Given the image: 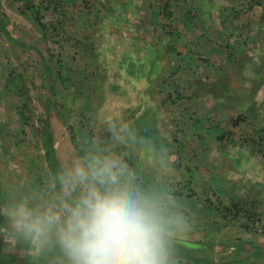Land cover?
Here are the masks:
<instances>
[{
  "label": "rangeland",
  "instance_id": "rangeland-1",
  "mask_svg": "<svg viewBox=\"0 0 264 264\" xmlns=\"http://www.w3.org/2000/svg\"><path fill=\"white\" fill-rule=\"evenodd\" d=\"M93 1L94 8L88 12L85 6L73 12L70 31L66 26L72 40L55 44L38 39L34 27L17 12L18 2L0 0V18L11 36L7 40L0 31V188L12 194L13 202L30 196L32 189L29 201L40 197L38 206L48 205L46 196L39 194L42 186L52 182L41 160V121L46 118L61 172L69 163L89 154H85L88 148L79 152L77 146L82 142V132L97 125L103 131L107 125L106 132L113 138L92 143L91 153H107L106 143L114 144L116 139L115 157L126 149L131 153L142 151L141 157L160 155L151 162L137 158L135 166L146 167L147 181L138 178L136 167L132 169L137 183L145 189L156 191L163 185V175L174 170L177 173L171 175L174 182L170 185L187 191L181 183L186 181L185 176L177 174L188 167L190 172L184 174L196 178L190 188L202 198L206 189L216 195L212 203L223 205L246 198L249 205L263 213L264 0H90L87 4ZM163 6H167L164 11ZM165 12L170 13L172 25L181 27L178 32H182L184 24L193 27L191 40L185 34L175 32L170 36L163 31L159 24L164 23L160 16ZM162 48L164 59L160 56ZM46 49L53 60L60 59V70L68 80L51 98L55 105L65 99L63 117L53 104L46 112L42 107L49 96L48 80L40 68L41 61L46 60ZM14 73L21 74L23 92L5 96L3 85L14 81ZM78 86L85 90V108L79 106ZM114 86L118 90L113 91ZM175 87L178 88L172 93ZM188 89L195 92L186 100ZM167 93L172 94L166 97ZM21 103H25L30 121L19 129L11 112ZM145 105L151 114L146 113ZM3 126L6 129H1ZM119 130L122 133L116 138ZM245 134L263 138L259 141L263 155H251L238 145ZM133 135L135 142L130 139ZM157 136L166 138V150L155 141ZM141 140L150 144H142ZM152 145L155 153L150 151ZM171 161L179 167L170 169ZM202 179L207 180L203 185ZM39 180V187L32 188L31 184ZM160 194L171 200L187 223L172 244L178 264H264V257L256 258L254 254L264 255V216L249 232L234 224L223 229V217L202 204L199 196L198 202L193 200L183 207L181 202L187 198L172 192ZM51 195L55 204L62 195L61 186ZM12 203L0 207V212L3 214ZM5 218L8 231H4L1 251L14 257L5 264H62V254L53 245L36 249L22 239L19 243L25 246H12V239L19 236ZM223 232L228 240L241 242L219 246L222 243L217 239L221 240Z\"/></svg>",
  "mask_w": 264,
  "mask_h": 264
},
{
  "label": "clouds",
  "instance_id": "clouds-1",
  "mask_svg": "<svg viewBox=\"0 0 264 264\" xmlns=\"http://www.w3.org/2000/svg\"><path fill=\"white\" fill-rule=\"evenodd\" d=\"M58 179L55 204L22 197L4 209L20 238L36 249L55 245L62 264H178L172 244L187 228L185 218L170 199L137 183L122 159L93 152L66 165Z\"/></svg>",
  "mask_w": 264,
  "mask_h": 264
},
{
  "label": "trees",
  "instance_id": "trees-1",
  "mask_svg": "<svg viewBox=\"0 0 264 264\" xmlns=\"http://www.w3.org/2000/svg\"><path fill=\"white\" fill-rule=\"evenodd\" d=\"M12 1L18 2L20 4V8H16L17 12L20 14V16H22L26 21H28L34 27V29L37 32L38 39L42 42L49 41V42H52L55 44L59 40L60 41L61 40H65V41L72 40L70 38V36H68L67 28H69V31H70V25L68 27V24H70L73 20V15L75 14L73 12H76V13L79 12L81 9H83L82 6L86 7L85 12H88V10L90 8H94V6H93L94 1L92 2V5L87 4L90 0H12ZM85 4H87V5H85ZM256 5H258V4H256ZM166 7L167 6H163L162 10L164 11V9ZM97 13H99V12L97 11ZM94 16H97V15L94 14ZM169 17H171L170 13L165 12L162 16H160V22H164V23L159 24L160 26H162L163 31L167 35H170L171 33L178 32L177 30L181 28L180 26L175 27V25H172ZM117 21H118V19H117ZM66 26H67V28H66ZM192 30H193V27L187 25L186 28L183 27L182 32H178V33L181 35L185 34V36L188 38V40H191ZM0 31H1L2 35L7 40H10L11 36L7 30L6 25L1 20V18H0ZM65 33H67V36L64 35ZM74 33L75 32H73V34H72L73 37H74ZM22 47H24V49H25L26 46L22 45ZM146 47H147V45H146ZM33 49H34V51L36 50L34 47H33ZM144 50L146 53L145 48H144ZM46 51H47L46 60L41 61V65H40L41 71L44 74L43 77L48 80L47 88L49 90V96H47V98H45V100L42 104V107H43L45 112L53 104L51 102L52 96L57 94L56 91L60 87H64L65 85H67L66 83L68 81L66 76H64L63 72L60 70V68H62V65L59 64L60 59L57 58V60H53V57L50 54V51L48 49H46ZM163 51L164 50L162 48V51L160 52L161 58H163V56H162ZM35 53H36L37 58L41 59L40 52L38 50H36ZM244 55H245V51H244ZM129 56L132 57V55H129ZM137 57H138V55H137ZM244 58H246V57L244 56ZM131 60H132V58H131ZM48 64H49V66H48ZM162 67L163 66H161L160 72L162 71ZM13 78H14L13 82H9L8 84L3 85V91L5 92L4 94H13V93L17 94L18 93L20 95L19 92H23L20 89V86L22 85L21 74L14 73ZM43 79H41V81H44ZM193 82L194 81L191 80V83H193ZM127 83L130 85V82L127 81ZM198 83L200 84V82H198ZM207 85L209 86V85H211V83L207 84ZM208 86H206V87H208ZM114 88L115 89L113 91L118 90L117 86H114ZM177 88L178 87L173 88L172 93H174ZM203 89H205V86H203ZM76 90H78L77 93H79V96H80V98H79L80 99V105L79 106H81L82 108H85L84 103L86 101V98H84V96H83V93L85 91L83 86H81V87L78 86ZM194 92L195 91L188 89L187 90L188 94L186 95V100L189 99L190 94H193ZM204 92H205V90H204ZM171 94L167 93L166 97H169V95H171ZM53 107H54L55 111L59 112L60 117L65 116V112H66L65 110L67 107V103L65 102V99H64V102H60L57 105L53 104ZM144 107H147L146 113L151 114V110H150L149 106L145 105ZM231 108L234 109L233 107H231ZM12 110H13L12 114H14V119L18 121L19 129H21V125L23 126L30 121V114H29L28 110L25 108V103H21L19 106L13 107ZM148 111H150V112H148ZM232 112H234V111H231V114H233ZM61 113H62V115H61ZM239 113L237 114L238 116H239ZM228 115L230 117V114H228ZM151 118H152V116H151ZM86 119L89 120V118H86ZM41 124H42L41 125V131H40V136H41L40 148L42 150L41 160H42V162L45 163V165H46L45 170L48 171V179H50L52 182L50 185L46 184V186L45 185L42 186V190L40 193L46 196L47 204H53L52 203L53 200L51 199V196H52L51 192H53V191L58 192V190H59L60 186H59L58 177L61 174V171H59L57 161L53 155L51 134H50V131L48 129L49 128L48 120L45 118L44 120L41 121ZM100 127L102 128V126H100ZM100 127L97 125V126L93 127L92 130H89L88 128H86L84 130V132H82V134H81L82 142H81V144H79L77 146H78V148H81V151L83 148L84 149L88 148V150H87L88 152H85V154H88V153L90 154L91 148L89 146L92 143H97L100 141H108V139L110 140L111 136L113 138V136H114L113 134H110L109 131L106 132L107 125H106L105 129L103 128L105 130V132H104V130L100 131ZM1 129H6V128H5V126H3V128H1ZM122 130L121 131L119 130L117 132L116 138L119 137V135L122 133ZM155 133L157 134L156 131H155ZM226 133H228V132L226 131ZM229 135H230V133H229ZM3 136H5V135H3ZM158 136H159V134H158ZM158 136L156 137L155 141L158 142V144H160L162 147L163 146L165 147L163 150H166V146L168 144L165 143L163 138H160ZM222 136H223V134H221L219 137H222ZM30 137H32V136L31 135L29 136L30 143H32L33 138L31 139ZM157 138H158V140H157ZM195 138L191 139L193 143L195 141ZM262 139L263 138L261 136L252 137V136H248L245 134L242 138H240V141H238V145L242 149L249 150L248 152L251 155L253 153L263 155L262 151H260L262 146H260V144H259L260 140L263 141ZM220 140H222V139H220ZM114 142L117 143L116 139ZM115 143L113 144V142H111V145L106 143L105 148L107 149V153L113 154L116 151L115 147L117 148V145ZM222 144H223V142H222ZM258 145H259V147H258ZM34 147H36L35 144H34ZM255 149L257 152H255ZM126 150L127 151L124 152L123 154H121V155L118 154L117 158L122 159L127 164L129 170L132 172V169L135 168V161H134L135 159L133 157H135V153L137 154L138 157H141L140 153H142V151H138V153L137 152L131 153L128 149H126ZM85 154L84 155L82 154V155L85 156ZM79 155H81V154H79ZM144 156L145 157H141V158L152 159V158L160 157V155L157 153H155L153 155L144 154ZM168 166L170 167V169H172V168L176 169L179 167L178 164H175V162H173V161L169 162ZM38 168H40V166ZM193 168L195 169V171L197 170L196 167H193ZM183 169L185 171L178 172L177 175L179 177L185 176L187 182L183 180V182H181V183H183V185L185 186L187 191L183 192V190H182L183 188H176V187H174L172 190V195L182 197V199H183V197L187 198V200H185V201L182 200V202H181V204H183V207L188 205V204H192V202H194V201L198 202V199L200 198L201 199L200 202L202 204L203 203H204V205L208 204L210 206V208H212V209L214 208L215 210H217L218 217H221V216L223 217V219L221 220L224 222L222 224L223 229H225L226 227L227 228L230 227L229 224L231 226H233L232 224H234V225H236V228H238V229L241 228L242 230L247 231V232H249L250 229L253 227V225H255V223H258L261 220V217L264 216V215H262V214H264V210H263V213L257 212L256 207L254 205L253 206L249 205L246 198H239V199H235L234 201L233 200L228 201L226 204H223V205H221V203H212L211 199L213 198V196H216V195L211 194L208 189H206V191L204 190L205 196H204V198H202L203 196L196 194L193 187L190 188V185L192 184L193 179H196L194 177L195 175L193 176L192 174L191 175L190 174H184V172L189 173L190 170L188 167L183 168ZM175 173H177V171L172 172V174H175ZM168 176L171 177L170 174ZM200 181H201L202 185L207 182V180H203V179ZM170 182L171 181L169 180L168 183H170ZM40 183H41V180H39V182L31 184V187L32 188L33 187H39ZM176 185L177 184L175 182V186ZM29 192H30L29 195L31 196L32 189ZM30 196H26V197L30 198ZM198 196H199V198H198ZM39 198L40 197L34 198L33 200H31V203L38 206V204L40 203ZM10 202L11 203L13 202L12 194L9 193L8 190H5V189L3 190V188H0V207H1V209H2V207H5L7 203H10ZM5 230L8 231L7 230V224H6V218L0 212V264H5V261L7 262L9 259L14 260V257L10 256V254L8 252H2L1 251V248L3 246L1 243V240L4 237V235H6V234H4ZM227 233L230 234V231H228ZM218 234H217V236H218ZM222 235L223 236H222L221 240L217 239L219 242L222 243L219 246L229 247L232 245L239 244L238 242H241L240 239L239 240L236 239L238 241L237 243H234L232 240H228L227 238H225L226 234L224 232L222 233ZM21 240H22V238H20V237L15 239V243H16L15 247L17 249H20L23 246H25V245H22L21 242L19 243V241H21ZM17 242H18V244H17ZM239 246L241 247V243ZM258 252H261V251L258 250ZM254 254H255L256 258L261 257V256L264 257V255H261L259 253H254ZM30 264H36V263L34 262V263H30ZM197 264H199V263H197Z\"/></svg>",
  "mask_w": 264,
  "mask_h": 264
},
{
  "label": "crops",
  "instance_id": "crops-1",
  "mask_svg": "<svg viewBox=\"0 0 264 264\" xmlns=\"http://www.w3.org/2000/svg\"><path fill=\"white\" fill-rule=\"evenodd\" d=\"M229 20V19H228ZM183 27H187V24H184V26ZM165 62V61H164ZM166 63V62H165ZM164 63V64H165ZM8 95H12V94H5V96H8ZM13 109V108H12ZM12 112H13V110H12ZM11 112V113H12ZM165 141H167L166 140V138H164V137H162ZM81 151V148H79V152ZM91 152H92V150H91ZM90 152V153H91ZM93 152H95V150L93 151ZM134 159H135V163H137L138 162V159H140L138 156H137V154L135 153V157H133ZM138 158V159H137ZM157 158V157H156ZM156 158H152V159H142V161L143 160H148L149 162H151V161H153V160H155ZM137 160V161H136ZM137 165H139V164H137ZM136 168H137V171H136V173H138V178H143V179H145L146 181H147V176H146V172H145V170H146V167H138V166H135ZM140 168V169H139ZM173 172H174V170H173ZM172 175V172H166V174L165 175H163V177H162V184L163 185H159V187H157V190L156 191H159L158 193H164V192H172V190H173V187L170 185L172 182H174V181H172L173 180V178L172 177H169L168 175ZM169 180L170 181H172V182H170V183H168L169 182ZM161 183V182H160ZM140 185L142 186V184L140 183ZM143 187V186H142ZM171 188V189H170ZM40 195H41V193H39ZM31 198V197H30ZM12 239V238H11ZM12 246L13 245H15V237L12 239ZM54 246V248L55 249H58L55 245H53ZM58 251H59V249H58ZM32 263H34V262H32Z\"/></svg>",
  "mask_w": 264,
  "mask_h": 264
}]
</instances>
